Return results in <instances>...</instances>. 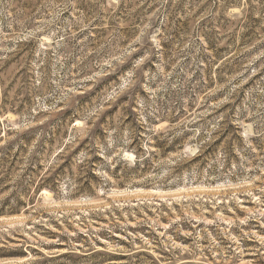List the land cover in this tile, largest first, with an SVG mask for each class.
Wrapping results in <instances>:
<instances>
[{"label": "rangeland", "instance_id": "rangeland-1", "mask_svg": "<svg viewBox=\"0 0 264 264\" xmlns=\"http://www.w3.org/2000/svg\"><path fill=\"white\" fill-rule=\"evenodd\" d=\"M0 264H264V0H0Z\"/></svg>", "mask_w": 264, "mask_h": 264}]
</instances>
